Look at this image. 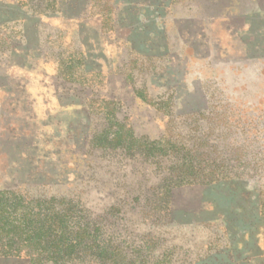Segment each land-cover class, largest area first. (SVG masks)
<instances>
[{
	"label": "rangeland",
	"instance_id": "rangeland-1",
	"mask_svg": "<svg viewBox=\"0 0 264 264\" xmlns=\"http://www.w3.org/2000/svg\"><path fill=\"white\" fill-rule=\"evenodd\" d=\"M4 190L125 264H264V0H0Z\"/></svg>",
	"mask_w": 264,
	"mask_h": 264
},
{
	"label": "trees",
	"instance_id": "trees-1",
	"mask_svg": "<svg viewBox=\"0 0 264 264\" xmlns=\"http://www.w3.org/2000/svg\"><path fill=\"white\" fill-rule=\"evenodd\" d=\"M110 143L127 149L146 144L133 136L124 137L122 129L114 132ZM152 145L146 147L153 154L158 149ZM99 232L97 222L88 219L73 199L0 191L1 256H26L30 264H70L87 258L104 264H125L121 253L100 241Z\"/></svg>",
	"mask_w": 264,
	"mask_h": 264
}]
</instances>
